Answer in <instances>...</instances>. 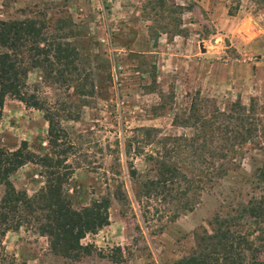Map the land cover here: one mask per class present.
Segmentation results:
<instances>
[{"label": "rangeland", "instance_id": "obj_1", "mask_svg": "<svg viewBox=\"0 0 264 264\" xmlns=\"http://www.w3.org/2000/svg\"><path fill=\"white\" fill-rule=\"evenodd\" d=\"M25 19L67 45L65 63L51 75L30 69L24 79V91L62 131L54 152L66 155L62 193L74 209L107 198L109 223L80 240L92 248L78 259L54 256L24 223L0 235V264H170L210 232L215 213L258 193L252 176L264 162V0H0V21ZM27 58L25 50L17 56L24 66ZM236 101L251 109L256 126L240 153L219 160L215 147L227 131L196 134L190 146L183 140L195 135L186 120L191 103L213 128H231ZM139 128L154 132L145 139ZM46 129L41 111L4 98L0 148L24 141L40 157L48 152ZM149 155L177 166L180 179L146 191L156 173ZM219 166L226 170L214 176ZM43 173L27 163L9 181L31 197Z\"/></svg>", "mask_w": 264, "mask_h": 264}, {"label": "trees", "instance_id": "obj_2", "mask_svg": "<svg viewBox=\"0 0 264 264\" xmlns=\"http://www.w3.org/2000/svg\"><path fill=\"white\" fill-rule=\"evenodd\" d=\"M66 46L47 39L33 20L0 21V110L4 98L10 97L25 107L41 111L47 124L48 147V152L40 157L30 152L24 141L12 151L0 148V186L3 187L0 197V235L24 223H31L37 233L47 239L48 248L54 256L78 259L81 255H89L92 248L91 245L82 246L80 240L108 225L109 200L101 197L79 209L72 208L62 193L65 171L59 172L66 155L63 150L54 153L61 148L62 131L38 99L24 91V79L30 69H40L49 76L57 69V65L65 63ZM22 50L27 53L26 66L17 59ZM194 109L195 104L191 103L186 120L193 127L195 135L183 139L190 143L189 146L197 142L194 139L196 134L222 135L227 131L228 137L223 136L224 145L215 147L220 153L219 160L223 161L229 160L228 154L240 153L243 147L253 143L256 126L251 109H245L237 101L232 103L230 112L235 116L227 115V119L234 120L231 128L229 125L213 128V124H209ZM138 130L145 139L154 132L152 128ZM129 150L128 142V153ZM147 158L153 161L156 173L153 179H147L144 184L146 191L180 179L181 173L177 166L167 164L160 158L153 159L151 155ZM230 159L228 164L232 166L235 157ZM27 163L37 164L44 169L43 186L31 197L15 190L9 181V177ZM222 167L214 171V176L217 172L224 174L226 169ZM129 177L136 179L131 166ZM252 181L258 193H252L246 201L230 206L225 212L215 213L210 220V232L203 230L196 235L195 247L189 255L170 264H264V162L255 169Z\"/></svg>", "mask_w": 264, "mask_h": 264}]
</instances>
